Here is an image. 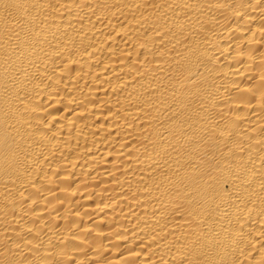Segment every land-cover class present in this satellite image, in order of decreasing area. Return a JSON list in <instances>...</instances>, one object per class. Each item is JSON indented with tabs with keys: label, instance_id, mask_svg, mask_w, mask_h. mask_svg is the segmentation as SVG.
<instances>
[{
	"label": "bare ground",
	"instance_id": "6f19581e",
	"mask_svg": "<svg viewBox=\"0 0 264 264\" xmlns=\"http://www.w3.org/2000/svg\"><path fill=\"white\" fill-rule=\"evenodd\" d=\"M0 264H264V0H0Z\"/></svg>",
	"mask_w": 264,
	"mask_h": 264
}]
</instances>
